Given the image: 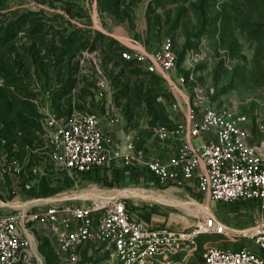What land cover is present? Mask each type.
Masks as SVG:
<instances>
[{"label":"rangeland","instance_id":"1","mask_svg":"<svg viewBox=\"0 0 264 264\" xmlns=\"http://www.w3.org/2000/svg\"><path fill=\"white\" fill-rule=\"evenodd\" d=\"M147 2L98 0V5L114 7L116 15L121 12L129 23L136 3L139 8L145 5L146 48L152 50L170 37L178 73L189 66L199 87L216 104L233 105L247 116L253 143L264 139L259 129L264 118V0ZM94 6V0H0V153L15 155L23 165L15 191L10 184L0 188V202L5 203L0 213L26 198L57 197L83 189H154L174 196L170 202H155L163 205L156 208L165 224L168 221L172 229L188 228L193 217L183 213L188 207L184 201L194 200L196 194L162 188L146 176L134 178L122 166L98 169L101 176L96 181L72 180L70 185L41 151L38 131L44 113H98L106 118L105 112H113L120 115L118 125L103 121L113 148L123 152L124 144L131 141L144 159L160 161L171 159L175 152L171 138L158 136L173 132L169 92L137 61L119 59L127 48H115L112 40L87 27L97 21ZM97 70L108 83L107 104L95 87ZM103 170L110 173L108 178L102 177ZM64 199L81 203L78 197ZM196 200L236 234L264 221V211L254 204L214 203L199 196ZM34 237L39 259L34 264H115L88 248L79 251L75 262L66 263L46 228L39 227ZM234 239L227 242L221 235H201L197 245L185 248L182 264H202L201 247L207 242L218 241L219 247L252 244L242 235Z\"/></svg>","mask_w":264,"mask_h":264},{"label":"built area","instance_id":"2","mask_svg":"<svg viewBox=\"0 0 264 264\" xmlns=\"http://www.w3.org/2000/svg\"><path fill=\"white\" fill-rule=\"evenodd\" d=\"M119 56L135 60L146 72L157 75L169 92L173 132H159L158 136L176 143L173 157L167 161L144 159L131 141L124 144L123 152L113 148L103 121L109 119L118 125L117 113L105 112V118L98 113L60 116L48 112L41 118L39 139L41 151L53 167L76 182L95 169L122 166L136 173V178L146 176L165 189L189 191L214 203L254 204L263 212L264 139L251 141L247 116L233 105L216 104L212 95L199 87L189 66L186 75L178 73L170 37L163 38L151 52L127 49ZM97 74L95 87L107 104L108 83L102 71L97 70ZM259 129L264 136V118L259 121ZM22 170L15 155L1 152L0 188L10 184L14 192ZM114 190L100 191L109 196L104 201L86 197L78 204L65 199L45 201L50 197L26 198L21 202H29L27 206L0 213V264H34L39 260L34 241L39 227L53 236L66 263L75 262L79 251L88 248L115 264H182L185 248L197 245L201 235H221L227 242L237 241L234 238L242 235L252 244H203L202 264H264L262 219L239 234L214 214L196 215L192 225L183 229L149 226L135 214L153 202L114 197Z\"/></svg>","mask_w":264,"mask_h":264},{"label":"crops","instance_id":"3","mask_svg":"<svg viewBox=\"0 0 264 264\" xmlns=\"http://www.w3.org/2000/svg\"><path fill=\"white\" fill-rule=\"evenodd\" d=\"M143 1L144 4L146 5L148 3L147 1H151V0H143ZM94 2H95V6H94L95 12H97L98 18L96 22L92 20L87 27H90L91 29L95 30L94 32L97 31L98 33L99 32L102 33L106 39L109 38L110 40H112L114 43V47L118 49L127 48L131 51L136 49L137 50L144 49L149 52L155 49L154 48L152 50L151 49L148 50L145 45L147 42V34H148V24L145 18V7H144L145 5L142 8H139L138 3H136V6H134L133 8L135 11L134 17L133 16L131 17L130 19L131 24H130L128 20L124 21V19L121 18L122 16L121 12L120 15H116L114 7L113 8L102 7L98 5V0H94ZM94 53L95 52H93L92 54ZM113 55L114 53H111V56ZM60 116H65V115H60ZM39 127H40V123H39ZM104 129L106 132L108 131L105 126ZM39 132H40V128L38 131V137H39ZM103 173L105 177L106 175L107 178L109 177L110 173H108V170L107 171L103 170ZM111 174L114 175V172H112ZM197 197L198 195H196V198ZM161 206L163 205H159L155 202H153L151 206L144 205L136 212L135 214L136 218L140 219L145 225H149V226L166 225L165 217L159 215V213H161V210L156 208ZM146 213H149L148 218L143 216ZM167 225H168V221H167ZM213 242H217V241H213Z\"/></svg>","mask_w":264,"mask_h":264},{"label":"bare ground","instance_id":"4","mask_svg":"<svg viewBox=\"0 0 264 264\" xmlns=\"http://www.w3.org/2000/svg\"><path fill=\"white\" fill-rule=\"evenodd\" d=\"M114 197H119V196H129V197H133L135 199H143L146 201H152V202H157V200H165V201H169L170 202V198L174 197L171 196L169 193L167 192H161V191H155V190H147L144 192H139L138 190H134V189H129V188H125V189H120V190H114V193L112 194ZM69 197H78V198H86V197H91L93 199H99L104 201L106 198H108L109 196L104 195L102 192H100L97 189H83L82 191H78V192H72L71 194H60L57 197H50L48 199H45V201H49V200H55V199H59V198H69ZM44 201V200H43ZM29 204V202L27 203H18V204H12L13 207H25ZM184 204L188 205V207H186L187 209L185 210L186 215L189 216H196L199 214H203V215H211V213L209 212L208 208L206 205L204 204H200L195 202L192 199H189L188 201H184ZM0 205H5V203L0 202ZM190 208V209H188ZM183 211V210H181ZM245 233V232H243Z\"/></svg>","mask_w":264,"mask_h":264},{"label":"trees","instance_id":"5","mask_svg":"<svg viewBox=\"0 0 264 264\" xmlns=\"http://www.w3.org/2000/svg\"><path fill=\"white\" fill-rule=\"evenodd\" d=\"M119 59H121V58L119 57ZM121 60H124V59H121ZM187 73H188V71H185V72H184L185 75H186ZM149 74H152V73H149ZM152 75H155V74H152ZM155 76H157V75H155ZM157 77H158V76H157ZM158 78H159V77H158ZM159 79H160V78H159ZM160 80H161V79H160ZM96 172H97V169H95L94 171H92V172H90V173L85 174L84 177H83V179H86V181H90V182H94V181H96L95 178L101 176L100 174H97ZM131 175H132L134 178H136V173H134V172L131 171ZM64 176L67 178V181H68L69 184L71 185V183H72L71 181H72V180L69 179L65 174H64ZM102 177H105V175L103 174ZM143 216L146 217V218H148V217H149V213H146V214H144Z\"/></svg>","mask_w":264,"mask_h":264}]
</instances>
